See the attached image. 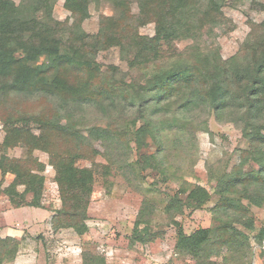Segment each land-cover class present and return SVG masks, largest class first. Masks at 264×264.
Segmentation results:
<instances>
[{
  "label": "trees",
  "instance_id": "1",
  "mask_svg": "<svg viewBox=\"0 0 264 264\" xmlns=\"http://www.w3.org/2000/svg\"><path fill=\"white\" fill-rule=\"evenodd\" d=\"M100 1L64 0L70 15L62 21L53 15L56 0H0V194L15 208L43 207L45 163L35 151L46 152L60 199L51 228L82 236L88 232L95 171L78 161L94 157L95 142L107 161L103 173L114 169L132 185L149 168L166 182L175 174L171 151H187L213 115L232 123L246 140L238 163L210 179L212 190L180 183L163 198L145 193L130 237L132 243L162 238L163 229L152 225L159 208L175 229L174 248L182 256L196 264H215L212 258L221 256L241 259L250 245L245 231L255 230L249 206L264 209V17L249 22L237 52L224 59L215 30L230 20L219 0H106L113 13L101 14L97 32L89 33L83 23L90 5L97 8ZM257 8L264 12V2ZM149 24L153 33H142ZM113 47L126 70L98 61L100 51ZM28 101L46 107H18ZM131 143L138 151L156 148L134 160ZM14 148L22 154L8 155ZM7 174L13 178L3 186ZM210 200L213 223L186 233L177 215ZM254 241L262 245L264 225ZM19 245V239L0 235V264L12 261ZM105 263L104 254L83 247L80 264Z\"/></svg>",
  "mask_w": 264,
  "mask_h": 264
},
{
  "label": "rangeland",
  "instance_id": "2",
  "mask_svg": "<svg viewBox=\"0 0 264 264\" xmlns=\"http://www.w3.org/2000/svg\"><path fill=\"white\" fill-rule=\"evenodd\" d=\"M18 2L19 0H14ZM223 14L230 20L229 26H222L215 30L214 41L217 43L222 58L234 55L250 30L249 22H260L264 12L257 8L264 0H219ZM64 0H56L53 15L59 20H65L70 12L64 7ZM132 12H137L136 5H132ZM113 9L109 2L101 0L98 7L90 5V17L83 23L89 33L98 30L101 14L110 15ZM141 32L151 35L153 24L141 28ZM191 40H183L179 47L185 46ZM206 42H212L207 38ZM97 59L102 64H116L126 70V63L118 57V49L113 47L100 51ZM18 107L25 111H36L46 107L41 101L20 102ZM0 122V141L3 137ZM97 152L92 159H81L79 166L94 168L95 183L87 209L88 232L78 236L71 228L54 231L50 219L60 205L57 185L54 181V169L48 162V155L43 151H35L39 160L45 163L44 189L42 206L40 208L24 206L12 207L5 194H0V235H10L20 240L16 257L5 264H80L83 247L104 254L105 264H196L194 260L179 254L175 248V229L168 225L161 210L156 209L152 215L153 228L164 231L162 238L147 243H132L131 232L137 212L144 198L148 196L163 198L166 193L177 190L180 183L200 184L209 190L212 181L223 172H229L238 163L239 150L246 147V140L241 131L230 122H221L211 115L207 119L206 127L196 131L193 145L172 150L169 157L171 171L175 173L166 181H161V175L155 170L146 168L140 170L129 185L114 169L105 171L106 164L103 148L99 143L94 144ZM132 159H137L140 153L154 152L156 146L138 151L131 143ZM21 148L9 150L8 155L20 156ZM13 175L3 177V186L7 185ZM2 175L0 174V180ZM157 187L156 192H149L147 188ZM22 186L19 187L22 190ZM152 199V198H151ZM214 200L208 201L203 207L195 210H185L177 215L184 231L191 233L199 227H206L213 223L210 208ZM254 218L255 230L245 232L249 235V250L241 259L236 256L212 259L215 264H264V241L258 245L254 235L259 227L264 225V209L250 205Z\"/></svg>",
  "mask_w": 264,
  "mask_h": 264
}]
</instances>
